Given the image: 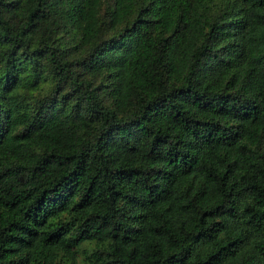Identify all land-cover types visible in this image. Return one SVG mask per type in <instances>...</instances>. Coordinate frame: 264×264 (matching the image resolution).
Instances as JSON below:
<instances>
[{"label":"trees","instance_id":"16d2710c","mask_svg":"<svg viewBox=\"0 0 264 264\" xmlns=\"http://www.w3.org/2000/svg\"><path fill=\"white\" fill-rule=\"evenodd\" d=\"M0 264H264V0H0Z\"/></svg>","mask_w":264,"mask_h":264}]
</instances>
